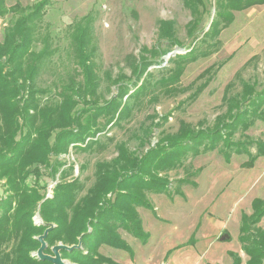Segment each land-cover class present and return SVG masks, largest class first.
<instances>
[{"label":"trees","instance_id":"1","mask_svg":"<svg viewBox=\"0 0 264 264\" xmlns=\"http://www.w3.org/2000/svg\"><path fill=\"white\" fill-rule=\"evenodd\" d=\"M180 1L190 18L185 25L187 38L194 43L202 37L197 43L208 40L211 44L207 46L212 49L217 44L213 39L233 21V12L264 5V0H216L214 17L204 31L200 27L206 12L204 0ZM48 4L49 0H39L27 9L16 3L7 10L5 0H0V18L7 12L13 15L0 41V181H5L8 192L0 200V264H51L31 256L40 246V236L46 244L44 253L58 242L68 247L79 244L80 248L59 251L62 259L73 264H114L100 256L98 248L107 245L131 255L117 233L120 228L137 239L148 238L135 209H150L145 192H169L168 171L184 168L188 158L214 150L227 160L233 154L246 155L244 166L248 169L264 157V139L255 143V153L251 154L253 143L245 135L256 121L264 120V87L256 90L254 84L244 83L240 94L226 96L228 112L216 128L193 130L181 125L176 133L163 136L140 157L125 144H118L113 159L94 164V182L85 194L81 195L84 186L79 180L71 178L54 187L52 198L43 200L40 192L44 186L38 182L41 169L49 171L51 177L58 173L59 179L66 178L73 166L68 167L69 172L60 171L65 164L59 157L69 148L75 152L92 149L105 127L128 122L135 109L151 103L154 91L160 90L152 83H138L149 67L147 58L160 47L166 48L167 55L178 46L174 21L158 20L155 47L143 48L137 60H129L139 80L131 94L117 88L116 94L100 105V78L92 64L96 48L86 16L71 33L74 70L54 94H48L36 84L48 52L33 49ZM197 53L192 46L187 54L170 58L173 72L160 82L168 85L162 89L165 94L175 92L185 66L198 58ZM165 120L162 117L155 126ZM148 133L146 130L143 135L148 138ZM235 134L243 139L235 140ZM31 177L33 186L28 184ZM38 206L41 224L34 225ZM250 208V214L241 215L238 241L247 257L244 264H264V229L258 226L264 218V199H252ZM229 256L231 264H242L239 255Z\"/></svg>","mask_w":264,"mask_h":264},{"label":"rangeland","instance_id":"2","mask_svg":"<svg viewBox=\"0 0 264 264\" xmlns=\"http://www.w3.org/2000/svg\"><path fill=\"white\" fill-rule=\"evenodd\" d=\"M38 1L5 0V8L8 10L17 3L30 9ZM215 1L204 0L206 12L200 26L204 31L214 17ZM86 16L96 48L92 64L100 78V105L110 100L117 88L131 94L135 81L139 80L132 73L129 60L132 57L137 60L143 48L155 47L158 20L174 21L178 46L173 51L184 55L193 46L198 58L185 66L175 92L165 94L162 89L168 85L160 82L173 72L172 57L167 56L169 53L165 55V47L149 55V67L138 83H152L160 92L154 91L151 103L135 109L128 122L105 127L95 138L97 145L92 149L75 152L69 148L67 154L60 156L65 164L60 171L69 172L68 167L73 166L66 178L59 179L58 173L51 177L42 168L38 182L44 186L40 192L43 200L52 198L54 187L71 178L79 180L84 186L81 195L85 194L94 182V164L113 159L118 144H125L140 157L163 136L176 133L181 125L193 130L216 128L228 112L226 96L240 94L244 83L254 84L256 90L264 87V7L233 12V21L213 39L217 44L212 49L207 46L211 44L208 40L197 43L202 37L194 43L187 38L185 25L190 18L180 0H49L33 44L34 51L48 52L36 81L37 87L46 89L48 94H54L74 70L71 33ZM12 20L9 12L0 18V41ZM162 117L166 120L155 126ZM146 130L148 138L143 135ZM245 135L253 143L249 151L254 154L255 143L264 139V120L256 121ZM234 139L243 138L235 134ZM246 161V155L236 154L227 160L217 150L188 158L184 168L166 173L168 193L147 191L144 199L150 209L136 207L142 231L148 238L137 239L120 228L117 233L132 254L107 245H101L98 254L114 264H231L229 253H234L244 264L247 257L238 241L241 215L251 213L252 199H264V157H259L251 169L244 166ZM28 184L34 185L32 177ZM7 194L5 181L1 180L0 200ZM38 209L39 206L33 217L34 225L41 224ZM258 226L264 229V218ZM41 246L40 242L39 248L31 253L38 260ZM77 246L58 242L44 253L45 244L41 255L52 259L57 256L63 264H73L62 259L59 251ZM56 247L62 248L55 251Z\"/></svg>","mask_w":264,"mask_h":264},{"label":"water","instance_id":"3","mask_svg":"<svg viewBox=\"0 0 264 264\" xmlns=\"http://www.w3.org/2000/svg\"><path fill=\"white\" fill-rule=\"evenodd\" d=\"M176 54H177L176 51H172V52H170L167 56H168V57H173V56H175ZM47 231H48V230H47ZM43 239H44V236H42L41 238H39V241L42 243L41 249H39V251H38V255H39L40 260H47V261H49V262L52 263V264H63L57 256H56L55 259H52V258H50V257H46V256H42V255H41L42 251H43L44 248H45V244H44ZM79 247H80V245H78L76 248H79ZM60 248H62V247H56V248H55V251H58ZM70 249H72V248H70ZM70 249H68V250H70Z\"/></svg>","mask_w":264,"mask_h":264},{"label":"crops","instance_id":"4","mask_svg":"<svg viewBox=\"0 0 264 264\" xmlns=\"http://www.w3.org/2000/svg\"><path fill=\"white\" fill-rule=\"evenodd\" d=\"M260 7H264V5L263 6H260ZM263 219V218H262Z\"/></svg>","mask_w":264,"mask_h":264}]
</instances>
